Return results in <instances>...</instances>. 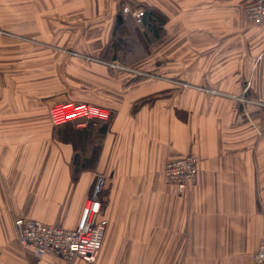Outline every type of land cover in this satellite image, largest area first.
<instances>
[{
  "label": "crops",
  "instance_id": "0c3cea01",
  "mask_svg": "<svg viewBox=\"0 0 264 264\" xmlns=\"http://www.w3.org/2000/svg\"><path fill=\"white\" fill-rule=\"evenodd\" d=\"M127 2L159 10L165 33L137 63L104 62ZM255 2L0 0V264H84L37 262L15 221L73 230L94 196L107 222L96 264H257L264 148L238 114L239 96L264 98V24L243 18ZM61 103L113 112L105 135L53 126ZM189 154L198 180L180 195L164 172Z\"/></svg>",
  "mask_w": 264,
  "mask_h": 264
},
{
  "label": "built area",
  "instance_id": "2783aa9c",
  "mask_svg": "<svg viewBox=\"0 0 264 264\" xmlns=\"http://www.w3.org/2000/svg\"><path fill=\"white\" fill-rule=\"evenodd\" d=\"M125 16H131L139 27L145 26L147 13L142 8H134L127 3L122 10ZM244 20L250 25L264 24V0L244 9ZM113 67L121 68L112 64ZM113 112L84 103H61L51 107L50 119L55 127L70 123L110 122ZM199 158L189 154L170 160L165 168V184L175 188L178 194L185 195L197 183ZM102 202L94 196L90 198L83 210L77 227L73 230L54 225H46L30 218H18L15 221L17 242L25 252L31 253L37 262L47 256L58 257L65 262L81 259L84 264H96L103 247L107 222L101 219ZM257 264H264V230L262 240L255 254Z\"/></svg>",
  "mask_w": 264,
  "mask_h": 264
},
{
  "label": "trees",
  "instance_id": "16d2710c",
  "mask_svg": "<svg viewBox=\"0 0 264 264\" xmlns=\"http://www.w3.org/2000/svg\"><path fill=\"white\" fill-rule=\"evenodd\" d=\"M144 10L147 13L144 30L140 29V27L136 24V22L131 16H125L121 12L123 22L122 24H119V21L117 19V25L114 30L113 37L111 41L105 46L100 55V59L102 61L107 63L117 61L122 64L128 65L132 63H137L141 57L139 59L133 58V56H135L136 54V51H138L143 56L145 52L147 53L149 51V48L152 45H155L163 37L165 33L167 18L154 7L145 6ZM129 57H132L134 61L129 62ZM153 100V98L143 100L139 102V105H146L152 102ZM109 123L110 122H98L96 124V127H90V129L86 130L84 134H80H83L82 137L85 139L87 138L88 133L89 135H91L93 132H95V130L101 136L105 135ZM73 124L75 123H70L61 127H73ZM90 124L94 125L93 123ZM76 136L77 133H74L73 137ZM95 161V158L85 161L83 160L78 163V166L83 164L85 168H91L93 162L95 163Z\"/></svg>",
  "mask_w": 264,
  "mask_h": 264
},
{
  "label": "rangeland",
  "instance_id": "374dc122",
  "mask_svg": "<svg viewBox=\"0 0 264 264\" xmlns=\"http://www.w3.org/2000/svg\"><path fill=\"white\" fill-rule=\"evenodd\" d=\"M127 3H124L121 6L122 10H123V7ZM132 7L137 8L138 6L132 4ZM87 35H88V33L84 32V39L85 40H86ZM140 57H142V54H140L138 51H136V54H135V56H133V58L139 59ZM133 58L131 57L129 59V62H133L134 61ZM120 67L124 68V66H122V65H120ZM130 68H132V67H130ZM238 101L243 106L242 107L243 108L242 113L241 112L238 113L240 116L242 115L241 120H243L246 124L254 123V125H257L259 127V129H258V132L260 134L259 138H260L262 147L264 148V98L258 97L256 99H254L248 95L247 96L243 95V96L238 97Z\"/></svg>",
  "mask_w": 264,
  "mask_h": 264
},
{
  "label": "water",
  "instance_id": "95a60500",
  "mask_svg": "<svg viewBox=\"0 0 264 264\" xmlns=\"http://www.w3.org/2000/svg\"><path fill=\"white\" fill-rule=\"evenodd\" d=\"M118 21H119V24H122V22H123V17L120 15V16H118Z\"/></svg>",
  "mask_w": 264,
  "mask_h": 264
}]
</instances>
